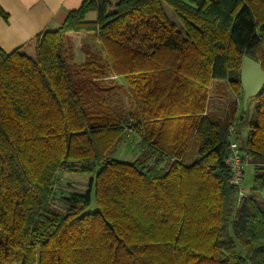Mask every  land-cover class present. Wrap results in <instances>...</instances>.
<instances>
[{"label":"trees","instance_id":"16d2710c","mask_svg":"<svg viewBox=\"0 0 264 264\" xmlns=\"http://www.w3.org/2000/svg\"><path fill=\"white\" fill-rule=\"evenodd\" d=\"M77 32H93L103 58L70 65ZM34 46L0 48V264H264V86L242 197L225 164L235 121L206 112L212 81L242 102L244 57L264 72V0H82ZM108 75L123 86H104ZM127 129L140 153L118 160ZM61 173L89 180L59 212Z\"/></svg>","mask_w":264,"mask_h":264},{"label":"crops","instance_id":"0c3cea01","mask_svg":"<svg viewBox=\"0 0 264 264\" xmlns=\"http://www.w3.org/2000/svg\"><path fill=\"white\" fill-rule=\"evenodd\" d=\"M81 2L82 0H0V7L7 14V18L0 16V48L6 53L19 49L25 55L34 57L35 37L44 31L58 29L69 11L78 8ZM95 19V12H89L85 16V21L88 22H93ZM64 50L67 62L74 66L84 62L86 51L98 54L102 58L104 56L93 32L66 34ZM101 79L106 87L115 84L120 88L123 86L121 77L108 75ZM114 91L120 92L121 90L114 89ZM208 96L216 98L217 106L211 109L207 101L206 112L214 113L216 116L217 113L220 115L225 113L224 116L227 119L231 117L234 119L226 102L229 100L238 104V101L229 91L226 82L212 81ZM61 174L68 175V173Z\"/></svg>","mask_w":264,"mask_h":264},{"label":"rangeland","instance_id":"374dc122","mask_svg":"<svg viewBox=\"0 0 264 264\" xmlns=\"http://www.w3.org/2000/svg\"><path fill=\"white\" fill-rule=\"evenodd\" d=\"M165 12L167 17L171 22L176 24L177 29L182 31V26L179 24L177 18L174 16L172 11L169 7L165 6ZM210 88V87H209ZM209 93V91H208ZM118 99L121 103L125 104V95L122 93V91L118 92ZM224 98V96H223ZM208 107L211 109H215V106H217V100L215 97L208 96ZM228 110L231 112V115L234 116V131L232 134V140L238 142L241 150H243L245 146V141L247 139V136L250 131V126L254 123V112L256 107V100L254 97H249L245 109L243 108L242 102L238 104L234 101H227ZM214 112V111H213ZM214 114V113H213ZM217 113V116L220 119H225L224 116L225 113ZM243 119L241 120V118ZM138 135L135 132L130 131L129 129L126 130L124 141L119 145L118 151L115 154V158L118 160L123 161H130L137 157L140 153V145H139V139ZM192 145V144H191ZM190 145V149L192 150V155L187 161H191L195 158L197 154V147H192ZM246 166H245V172H244V179L242 184V190L244 191V194L248 192L252 185V168L253 165L250 161L245 160ZM64 175L61 174V177L56 185V192L53 199V205L56 207V209L60 212L63 211L65 208V205L63 201L61 202V197L67 195L69 192L76 190V191H85L88 187V180L89 177L86 175L81 174H70ZM257 198L264 200V194L257 195ZM96 210L95 201H94V192L93 189L91 191V203L89 206L88 211L93 212Z\"/></svg>","mask_w":264,"mask_h":264},{"label":"water","instance_id":"95a60500","mask_svg":"<svg viewBox=\"0 0 264 264\" xmlns=\"http://www.w3.org/2000/svg\"><path fill=\"white\" fill-rule=\"evenodd\" d=\"M239 81L243 92L242 105L245 109L248 98L255 97L264 86V72L260 64L244 57L240 66Z\"/></svg>","mask_w":264,"mask_h":264},{"label":"built area","instance_id":"2783aa9c","mask_svg":"<svg viewBox=\"0 0 264 264\" xmlns=\"http://www.w3.org/2000/svg\"><path fill=\"white\" fill-rule=\"evenodd\" d=\"M230 133L231 136L228 143V149L230 153L225 160V164L230 173L229 183L238 189V196L242 197L244 195V191L242 190V184L246 163L242 159V151L238 142L232 140V127L230 128Z\"/></svg>","mask_w":264,"mask_h":264}]
</instances>
